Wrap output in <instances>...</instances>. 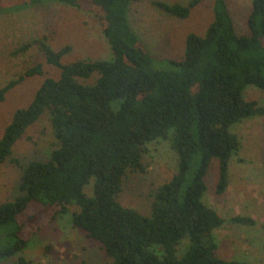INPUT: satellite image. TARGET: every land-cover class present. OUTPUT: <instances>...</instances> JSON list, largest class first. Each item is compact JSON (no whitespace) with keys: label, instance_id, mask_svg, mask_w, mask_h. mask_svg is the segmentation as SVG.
Here are the masks:
<instances>
[{"label":"trees","instance_id":"1","mask_svg":"<svg viewBox=\"0 0 264 264\" xmlns=\"http://www.w3.org/2000/svg\"><path fill=\"white\" fill-rule=\"evenodd\" d=\"M46 1L91 11L111 56L63 62L70 46L55 50L45 39L16 49L38 43L45 61L60 74L42 81L31 101L14 110L0 136V164L10 159L21 168L20 194L0 202V226L15 225L13 242L0 247V259L24 249L35 229L74 203L78 209L71 225L97 241L111 264H251L216 254L212 232L224 219L202 196L212 159L218 162L216 193L228 186L229 159L241 145L230 126L264 116V105L243 96L247 84L264 91V0L251 1L247 34L236 32L226 1L214 0L204 33L188 32L183 56L167 59L168 68L159 66L131 28V0H0V12ZM152 3L187 18L198 0ZM42 73L38 63L8 80L0 86V102L26 77ZM46 109L55 146L45 160L21 164L12 148ZM157 139L170 140L177 165L155 189L150 212L144 214L117 196L129 171L145 170L146 145ZM91 177L88 196L83 187ZM233 221L252 222L239 215ZM178 250L184 252L178 255ZM14 264L31 262L18 256Z\"/></svg>","mask_w":264,"mask_h":264},{"label":"rangeland","instance_id":"2","mask_svg":"<svg viewBox=\"0 0 264 264\" xmlns=\"http://www.w3.org/2000/svg\"><path fill=\"white\" fill-rule=\"evenodd\" d=\"M164 1L186 3L189 0ZM213 1L198 0L187 18H178L157 8L152 0H131L127 18L150 55L161 64L159 66L168 68L167 59L183 56L188 32L204 33L213 18ZM225 1L236 32L249 33L247 16L252 0ZM33 39H45L55 50L69 45L63 62L111 56L99 21L87 9L46 1L0 12V86L38 63L43 70L42 74L26 77L0 102V136L14 110L31 101L42 81L46 77L58 78L60 74L58 68L45 61L38 43L16 51ZM243 96L264 105V91L253 84L246 85ZM49 115L46 109L14 144L12 157L19 163L48 158L56 142ZM230 130L238 136L241 145L229 159L228 186L221 194L216 193L218 162L212 159L202 199L224 219L212 232L216 254L223 259L264 264V116L242 118L233 123ZM146 146L145 170L129 171L125 175L117 199L124 206L149 214L155 189L176 170L177 154L168 139L153 140ZM20 174L21 168L10 159L0 164V202L13 200L20 194ZM93 181L91 177L83 187L88 196L93 194ZM77 209L76 204H68L66 213L35 229L27 246L9 258L0 259V264H14L18 256L30 260L31 264H111L97 241L71 225L72 213ZM236 215L248 217L252 222L233 221ZM14 228V223L0 226V247L13 242ZM182 242L188 240L185 238ZM183 252L178 250L177 254Z\"/></svg>","mask_w":264,"mask_h":264}]
</instances>
